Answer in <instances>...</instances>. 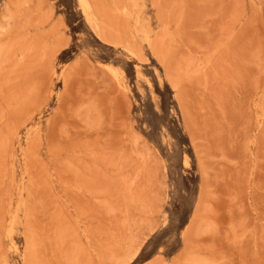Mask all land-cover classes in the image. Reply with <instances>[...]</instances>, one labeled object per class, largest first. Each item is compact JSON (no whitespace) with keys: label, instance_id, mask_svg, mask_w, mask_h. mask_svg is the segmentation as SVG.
Instances as JSON below:
<instances>
[{"label":"rangeland","instance_id":"rangeland-1","mask_svg":"<svg viewBox=\"0 0 264 264\" xmlns=\"http://www.w3.org/2000/svg\"><path fill=\"white\" fill-rule=\"evenodd\" d=\"M0 0V264H264V0Z\"/></svg>","mask_w":264,"mask_h":264},{"label":"bare ground","instance_id":"bare-ground-1","mask_svg":"<svg viewBox=\"0 0 264 264\" xmlns=\"http://www.w3.org/2000/svg\"><path fill=\"white\" fill-rule=\"evenodd\" d=\"M78 3L84 14L88 15L90 10V5L86 0H78Z\"/></svg>","mask_w":264,"mask_h":264}]
</instances>
